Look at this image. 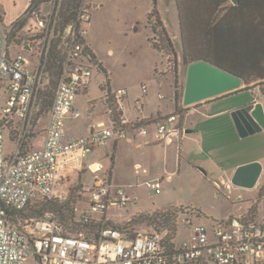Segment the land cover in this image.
<instances>
[{
  "label": "built area",
  "instance_id": "1",
  "mask_svg": "<svg viewBox=\"0 0 264 264\" xmlns=\"http://www.w3.org/2000/svg\"><path fill=\"white\" fill-rule=\"evenodd\" d=\"M65 1L32 0L9 25L0 20V84L7 87L0 109V264H182L201 259L214 264H264V223L245 214L222 219L212 230L197 223L196 215L184 214L189 236L176 243L172 256L165 241L168 231L103 224L96 238H85L68 234L51 212L39 219L7 215V207L22 210L37 199L67 198L68 193L61 191L63 183L78 172L89 152L110 138L144 137L150 127L160 138L180 141L184 134L175 124L188 106L158 117L126 115L128 89L110 86L102 61L87 39L91 4L79 0L74 18L64 22ZM150 26L153 45L165 56V67L159 72L169 71L172 50L167 52L162 41L164 27L158 15H152ZM96 73L104 74L99 86L111 123L93 124L85 136H68L67 120L82 115L76 100L89 92ZM51 90L52 102L44 111ZM134 108L143 111L140 98ZM44 118L47 122L35 146L32 141ZM7 136L13 138L10 153L5 152ZM160 185V181L147 182L151 189ZM78 192L75 215L83 222H106L109 209L126 208L132 201L125 186L107 177L82 184Z\"/></svg>",
  "mask_w": 264,
  "mask_h": 264
},
{
  "label": "crops",
  "instance_id": "2",
  "mask_svg": "<svg viewBox=\"0 0 264 264\" xmlns=\"http://www.w3.org/2000/svg\"><path fill=\"white\" fill-rule=\"evenodd\" d=\"M31 1L32 0H0V15L3 24L9 25L15 19L23 15ZM222 1L223 0H219L220 3ZM172 2V9H174L175 6L179 19V1L172 0ZM251 2L254 4L253 0H251ZM236 3H238V0H228L223 2V4H220L215 14V24L220 21L224 14L229 12V10L235 6ZM246 3L248 2H245L244 4ZM212 4L216 6L218 3L214 1ZM92 6L94 8H99L101 4L93 1ZM196 6H204L205 8H208L211 6V2L209 0H193V2L188 6L191 8L189 9L191 14L190 24L188 26V51L191 54H194L193 57L196 59H217L218 57L216 55L215 47L217 43L221 44V42L215 38L206 37L205 33L211 31L210 27H205V33L201 31L199 25V21L201 19L197 17L199 8L197 9ZM170 10L171 6L168 5L165 0H152L146 15L148 19V14L150 12L155 11L157 13L161 23L163 24L166 37L168 40H170L171 45L175 47L177 59L179 61H183L184 43L181 35V28L179 33L175 32L169 24V21L167 20V17L164 13V11L169 12ZM243 10H245V7L242 5V11ZM204 22H206V20ZM134 28L136 30L138 29L137 26ZM220 28H222L224 32L228 31L226 24H220ZM230 28V34L243 37L244 33L239 28V25H232ZM202 35H204V38H201ZM180 37L181 41L179 40ZM241 41L243 42L244 38H242ZM208 49H210L209 55H207ZM157 50L163 57V61L161 62L163 67L156 69L157 74L160 77H167L170 73L174 74V94L169 97V103L166 104V106L163 105L161 101L166 98L162 92L164 83L161 79L158 81L156 78H150V80H148V82H150V86L145 83L147 87L145 93L142 91V85H144V83L140 86V90L133 88V86L118 87L126 88L129 91V97L126 103V115L129 117H158L181 111L183 107H185L182 103V99H176L177 88L175 86V80L177 79L180 84L185 85L186 71L182 65H179L180 67L177 72L169 70L160 73L159 71H163V68L165 67V56H163V53L159 49ZM95 52L98 56L96 50ZM110 52L112 53V50H110ZM99 59L102 61L104 72L108 75L110 86L117 88L112 80L110 72L104 65L103 60L101 58ZM103 79V73H96L89 92L87 94L79 95L78 98H85L84 103L87 105L89 113H92L96 109L97 104L101 103V105H103L105 108L106 114L108 115L110 125L111 116L108 112L107 104L102 99V92L99 86ZM259 88V86L245 88V85L243 84V86L236 91H232L188 106L189 111L182 114L175 124L177 127L184 129V134L180 141L175 138L170 140L158 137L154 127H150L148 135L144 137L131 134L128 138L122 140H117L115 138L108 139L104 143L95 147L85 157L81 168L77 172V181L81 184H88L96 177H107L114 184H117L115 179H120V175L126 173L127 179L136 178L138 185L146 184L147 186V182H161L165 178H170L172 180L174 176L185 170V164L188 163L191 165V180L196 182H205L211 181V177H217V180H213V186L217 191H222L226 187L225 190L228 191V197H232L236 192L239 191L238 189H234L231 185L232 178L238 167L249 164L250 161L256 160L249 158L246 159V153L250 152L254 148L252 138L248 137L252 134H249L245 137H242L239 134L235 121L232 117V112L251 103H260L261 101L257 97L251 96V94L245 93V95H242L243 92L246 91H251L252 95H254L255 93L259 92V90H261ZM94 89L98 91V96H92ZM263 92L264 91H262V93ZM160 94L163 96V98H160ZM0 96L3 97L2 103L0 104L1 109L4 104L5 97L7 96V87L4 85V83L0 84ZM138 98H140L143 103V111L141 113L134 108V103ZM77 100L76 105L78 109L81 110L80 106L77 104ZM262 108L264 111V101ZM82 116L83 113L78 118L72 117L68 120H78L82 118ZM100 123L106 125V121L98 117V122L87 124L81 134L70 133L67 129V135H88L91 132L92 125ZM263 130L264 128L262 131ZM105 155L107 157H112V166L110 168H107L106 166ZM248 155L249 154H247V156ZM229 158H232L231 161H233L231 166L226 165L228 161H230ZM261 173H264V168L262 170V166ZM84 174L88 175L87 179L83 178ZM255 185L258 193L256 196L252 195V197L249 198L251 199L249 202L243 203L248 200L245 198L244 192L238 197L237 201L240 203V206L237 208L236 213L238 214L236 215H244L252 206H255L257 208V220L260 223H264V217H259V215H262L261 202L264 201V192L262 191V189H264V182L257 180ZM161 186L162 185H160L159 188H161ZM235 186L240 188H249L247 186ZM127 192L129 193V191ZM246 194L249 195V197L251 195L250 191H247ZM195 205H192L191 207L200 210L201 215H203L204 213L202 212L201 208ZM114 208L115 207H112L111 209ZM139 212H141V210L134 212L133 215H136ZM105 219L112 224H117L107 215H105Z\"/></svg>",
  "mask_w": 264,
  "mask_h": 264
},
{
  "label": "rangeland",
  "instance_id": "3",
  "mask_svg": "<svg viewBox=\"0 0 264 264\" xmlns=\"http://www.w3.org/2000/svg\"><path fill=\"white\" fill-rule=\"evenodd\" d=\"M91 4L92 21L90 24L85 25L88 31L87 38L93 48L97 51L99 58L104 62V65L110 72L115 86L118 87H131L139 89L144 83L150 86V78H156L158 81H163L162 92L165 99L161 101L163 105L169 103V97L174 94V74H169L167 77H160L156 69L163 67V57L153 46L152 37L153 30L151 29L152 15H157L155 11L148 14L147 10L152 3V0H87ZM93 1L101 4L99 8L92 6ZM171 6L169 12L164 11L169 24L175 32H180V25L178 15L174 6L172 9V0H165ZM160 20V19H159ZM138 27L136 30L134 27ZM181 41V37L179 39ZM157 47V46H156ZM172 48V49H171ZM112 50V53L110 52ZM160 50V49H159ZM172 57L170 67L172 71H178L179 65L183 66V61H179L174 57L175 47H168L167 52H171ZM164 56V55H163ZM178 82V81H177ZM152 85V84H151ZM263 89V86L257 85ZM177 90L180 99L183 97L184 85L177 83ZM251 94L257 97L263 105L264 92L255 93L252 95L251 91L243 92L242 95ZM99 93L96 89L92 92V96H98ZM3 96V95H2ZM0 96V104L3 97ZM85 98H78L77 104L80 106L83 116L78 120H68V132L73 134H81L83 129L92 122H98V117L106 121L109 126L108 115L105 108L101 103L97 104L96 109L89 113L87 105L84 103ZM51 103L46 102L44 111H47ZM233 117V115H232ZM234 119V117H233ZM235 121V120H234ZM47 118L43 119L42 125L37 129V137L33 139L35 146L38 140L42 137V128L46 125ZM40 134V135H39ZM253 140L254 148L246 153V159H256L249 163H259L264 168V130L253 133L248 136ZM14 149V144L6 139L5 152L10 153ZM247 154H249L247 156ZM106 156V155H105ZM250 156V157H249ZM106 166H112V157H105ZM226 165L231 166L233 163L232 158ZM234 160V159H233ZM185 170L180 174L170 178H165L161 181V188L150 189L146 184L138 185L136 178L127 179L126 173L120 175V179H115V182L124 185L133 197V201L128 204L126 208L110 209L107 216L115 223L114 225L124 226L127 225L130 229L135 230H148L149 228L145 223L132 224L133 219H136L134 212H153V211H166L170 208L191 207L192 205L201 208L204 213L202 217L195 218L199 224L206 226L212 230L213 226L220 220L230 216H238L236 214L237 208L240 206L237 199L245 193V198L248 199L243 203L249 202V198L256 196L258 190L256 185L249 188H240L235 186L232 182L231 185L234 189H238L232 197H228V191L225 188L222 191H217L213 186V180L217 177H211V181L196 182L190 179V164H185ZM84 179L88 178L87 174L83 175ZM258 181L264 182V173L259 176ZM131 184V185H130ZM82 184L77 181V173H73L71 178H68L61 187V191L67 192V198H56L60 201H71L75 207L80 203L79 189ZM250 191L251 195L246 194ZM64 195V193H63ZM262 215L264 217V201L261 202ZM138 214V213H137ZM185 215H180L179 224L177 225L176 242L180 243L187 239L189 236V229L183 224ZM78 217V216H77ZM130 219V220H128ZM131 223V224H129Z\"/></svg>",
  "mask_w": 264,
  "mask_h": 264
},
{
  "label": "trees",
  "instance_id": "4",
  "mask_svg": "<svg viewBox=\"0 0 264 264\" xmlns=\"http://www.w3.org/2000/svg\"><path fill=\"white\" fill-rule=\"evenodd\" d=\"M78 1L79 0H66L64 2L61 12V17L64 22H68L74 18L75 11L78 7ZM177 1H179L180 6L179 21L182 40L184 43V70L186 71L187 65L193 61L206 60L240 76L243 79L245 88H251L260 85L263 86L262 91H264V0H253L254 4L251 2V0H238V3H236V5L229 10V12L224 14V16L216 24L215 14L217 8L220 4H223V2H226L228 0H223L221 3L219 2V0H209L211 2V6L208 8H205L204 6H196L197 9L199 8L197 17L201 19L199 21L201 31L205 33V27H210L211 31L205 33L206 37L215 38L216 40H219L221 42V44L217 43L215 47L216 55L218 57L217 59H196L193 57L194 54H191L188 51V26L190 24L191 14L189 11V9L191 8L188 6L193 2V0ZM214 1L218 3L216 6L212 4L214 3ZM244 1L248 3L244 4ZM242 5L243 7H245V10L243 11ZM0 20H2L1 15ZM203 20H206V22H204ZM220 24H226L228 27V31L224 32V30L220 28ZM232 25H239V28L244 33L243 37L230 34V27ZM14 33L15 32H13V34ZM162 35L163 43L168 47H171L172 45L170 43V40H168V38L166 37L164 30L162 32ZM201 38H204V35H202ZM242 38H244L243 42L241 41ZM16 44H18V42H15V45ZM209 54L210 49H208L207 55ZM177 83L178 82L176 79V87ZM52 97L53 91L51 90L46 94L43 106H45L46 102L51 103ZM176 99H180L178 90H176ZM7 139L13 142V138H11L10 136H7ZM262 191L264 192V189H262ZM256 211L257 208L255 206H252L247 211V213H245V218L257 220L258 215ZM46 212L53 213L59 223L63 225L65 231L70 235L82 234L85 238H96L98 236L99 227L103 224L107 226H115L122 229H129L127 225L118 226L108 221L83 222L77 217V215H75L74 203H72L71 201H60L58 199H37L29 203L22 210H17L10 207L6 208L7 215H16L26 218L39 219L42 218ZM187 213H192L196 215L197 218L203 216H200V210L192 207L170 208L166 211L156 210L153 212H139L138 214H136V219H133L134 222L132 224L145 223L149 230L168 231L165 241L169 243V254L172 256V254H174V248L177 243V225L179 224L180 215H184ZM182 264L214 263L201 259L185 261ZM252 264L262 263L253 261Z\"/></svg>",
  "mask_w": 264,
  "mask_h": 264
},
{
  "label": "water",
  "instance_id": "5",
  "mask_svg": "<svg viewBox=\"0 0 264 264\" xmlns=\"http://www.w3.org/2000/svg\"><path fill=\"white\" fill-rule=\"evenodd\" d=\"M31 50L30 47H24ZM243 86V79L209 61L198 60L187 65L182 103L191 106L214 98ZM235 124L242 137L261 131L264 128V111L260 103H251L232 112ZM261 173L259 163H249L238 167L232 183L252 187Z\"/></svg>",
  "mask_w": 264,
  "mask_h": 264
}]
</instances>
